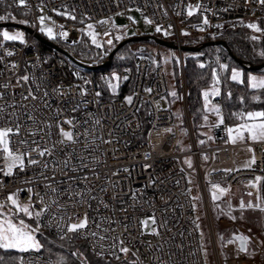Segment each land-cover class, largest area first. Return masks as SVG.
Returning <instances> with one entry per match:
<instances>
[{"label":"built area","instance_id":"obj_1","mask_svg":"<svg viewBox=\"0 0 264 264\" xmlns=\"http://www.w3.org/2000/svg\"><path fill=\"white\" fill-rule=\"evenodd\" d=\"M4 1L29 9L34 32L41 34L44 27L51 39L75 45L89 30L106 50L113 44V19L138 11L143 23L153 28L154 36L176 45L190 148L184 152L178 149L182 132L177 123L179 116L166 105L170 83L163 63L150 75V60L140 57L134 76L127 71L123 93L114 95L106 82L111 74L102 78L108 90L103 93L88 68L56 49L45 51L34 33L21 40L3 37L0 129H13L10 145L14 153L23 155L24 167H15L11 175H5L7 161L0 147V202L18 193L20 205H31L34 212L44 210L40 215L42 224L57 236L69 234L68 226L86 216V227L76 235L92 253L115 264H206L190 192L191 169L184 163L185 155L192 156L193 175L208 220L215 184L227 190L219 197L240 184L257 196L260 208H264V141L197 146L188 110L182 49L190 39H221L244 21H262L263 27H254V32L264 35V4L260 0ZM68 18L86 23L76 24ZM207 62L211 63V58ZM214 63L213 73L220 76L224 64L221 60ZM144 104L149 127L141 136ZM219 127L227 140L229 126L223 122ZM61 128L71 131L75 142L67 141ZM241 147L251 149L250 161L254 157V164L249 162L242 168L235 165ZM44 149L48 154L40 156L38 152ZM201 154H207V160L202 161ZM33 159L36 164L29 163ZM142 221H147V226ZM221 221L228 222L225 218ZM209 227L217 262L224 264L214 227ZM261 234L264 236V216ZM238 236L232 237L239 245ZM121 247L129 251L120 252ZM248 255L261 261L264 251ZM19 264L58 263L41 251L29 250L21 254Z\"/></svg>","mask_w":264,"mask_h":264},{"label":"trees","instance_id":"obj_2","mask_svg":"<svg viewBox=\"0 0 264 264\" xmlns=\"http://www.w3.org/2000/svg\"><path fill=\"white\" fill-rule=\"evenodd\" d=\"M0 22H15L20 19L26 18L29 21V25L32 27V17L28 8L15 7L7 1L0 0ZM72 22L80 25H85V20L79 18H68ZM249 25H255V27H263V22L260 20L244 21L241 22L236 28L225 32L221 39L226 41L228 47L232 53L241 61L248 64H261L264 63V35L254 32V27ZM3 26H0V41L3 38L1 32ZM42 36L49 40L51 39L47 34ZM151 35L144 34H131L129 36H123L118 38L116 30L113 28V45L108 50L103 45L97 44L93 41L92 36L94 34L89 30L85 31L82 40L75 45L63 44L59 41L53 40L58 43L64 49L69 52L81 63L88 66H98L104 63L112 50L123 39L130 36H145ZM29 36V34H28ZM45 51H49L52 48L44 43L36 40ZM206 42L203 38H194L186 41L184 46H200ZM157 44L154 40H144L138 42H130L121 46L114 54L109 66L90 70V73L97 82L99 88L103 93H107V89L103 86L102 78L104 75L118 71L122 72L126 68H131L133 71L132 76L135 74L136 61L140 57H147L150 60V75L157 65L162 63L159 56H154L152 51H148L147 44ZM144 46L146 47L144 49ZM68 50V49H67ZM152 52V53H151ZM190 52L189 55H184L185 59V74L187 83V100L190 119L193 125L196 140H200V124L204 121L208 114L207 100L204 96V91L212 86L219 88L218 94L209 95L212 102L216 103L220 107L224 123L229 127L237 125L247 119V114L254 111H264V88L249 87L245 82H238L233 80L231 72L236 68H244V66L235 59L228 50L219 46H205L200 51ZM152 54V57L150 56ZM207 58H211L212 62L208 63ZM221 60L224 64L223 72L220 76H215L213 68L215 61ZM175 70V97L169 94L166 97V105L171 107L174 111L179 112L181 101V85H180V71L179 67L174 59ZM257 72L264 73V67ZM117 76V77H116ZM127 72L121 74H111L106 79L107 85L111 88L114 95H120L123 93V82ZM113 86H115L113 88ZM127 88H131V84L127 85ZM144 118V131L141 136H145L149 127L147 121V107L144 104L142 108ZM181 120V119H180ZM181 126L185 125L181 121ZM226 141V138L220 134V127L216 126L213 129L212 137L207 139H201L199 142L200 148L221 144ZM180 145L178 146L179 149ZM34 221L41 227V231L37 233L39 243L42 247L38 250L49 256H51L58 264H82L80 261V255L76 252V233L70 232L65 236H57L48 231L42 224L41 216L37 218L33 217ZM72 236H69V235ZM89 251V250H88ZM23 252L16 250H4L0 249V264H19L20 256ZM90 253V252H89ZM112 264H115L111 261Z\"/></svg>","mask_w":264,"mask_h":264},{"label":"rangeland","instance_id":"obj_3","mask_svg":"<svg viewBox=\"0 0 264 264\" xmlns=\"http://www.w3.org/2000/svg\"><path fill=\"white\" fill-rule=\"evenodd\" d=\"M43 13L47 16V21H49V16L46 11L42 8ZM19 24H22L27 27H31L29 25V21L24 18L18 21H15ZM2 23V22H0ZM48 23V22H47ZM33 25V20L31 22ZM113 27L116 30L118 38L125 36H129L131 34H144L148 33L153 35V28L151 26L145 25L143 23V19L141 14L136 11L132 10L127 17H115L113 19ZM8 32L10 36H17V39L14 40H21L28 37L29 32L20 27H13V26H3L1 32ZM40 32L46 35L45 28H41ZM92 39L95 43L102 45L100 38H97L95 35L92 36ZM113 45V44H112ZM67 51L70 48L66 45L65 46ZM148 51H152L154 56H159L164 64L167 72V76L170 83V95L175 97L173 93L176 92L175 90V70H174V59L177 61V55L175 49L163 46L160 44H147ZM151 52V53H152ZM190 52L185 51L184 55H189ZM152 57V54H150ZM132 71L131 68H126L122 72ZM118 71L110 72L109 74L114 73H122ZM233 72H238L240 74L239 78L236 80L238 82H245L249 87H252L253 79L255 78L256 82L264 80V73L257 72L254 70H245L243 68H236L233 69L231 72V77ZM133 73V71H132ZM117 77V76H116ZM107 89V88H106ZM108 91V90H107ZM207 92L209 95H215L219 92V88L216 86H212L204 91ZM207 97V106H208V114L205 117L202 124H200L199 132H200V140L207 139L212 137L214 127L218 126L219 123L222 121V113L220 111V107L211 101L210 97ZM180 110L179 112L175 111V115L179 116V120L177 121L179 125L180 131L184 134L180 143L179 151H187L190 146L187 140L186 135V119L183 113V104L180 101ZM218 109L219 111H215ZM181 119V120H180ZM181 121L184 123L185 127L181 126ZM196 140L197 146H199V142ZM10 150L14 153L11 145L9 144ZM19 155V154H16ZM250 156V150L246 147H241L237 149V155H235V161L239 164L241 161L245 160L247 157ZM6 157V153H5ZM200 158L202 161L207 160V154H201ZM185 165L191 169L189 172V184H190V192L195 201V213H196V222L199 229V234L201 241L204 247V256L206 260V264H218L216 254L214 251L213 246V236L210 231L209 225L212 224L214 227V232L216 235V239L219 246V251L221 254V259L224 258V264L226 263L227 254L233 257V252L237 251L238 248L240 249L241 241L239 240V245L237 240L233 239V234H239V236L243 235L249 237L247 242V251L248 254H258L260 251H264V236L261 234V227L262 221L264 216V211H261L260 207H244L241 208V201L244 202L245 205L252 203L253 205L259 204L260 200L257 196L249 195L247 189H245L240 184H236L225 196L218 197V199L214 200L213 196H210V217H208L204 211L203 204L200 199L198 185L195 176L194 164L192 161L191 155H185L184 158ZM7 165L11 162L10 159H6ZM238 166V165H237ZM15 168V167H14ZM12 169V171L14 170ZM0 204H5L4 208H0V213H3V216H0V222H3L4 219H12L14 223L19 226V221L22 219L25 225L30 226L32 229H36L33 233L35 238L39 241L37 233L40 232L42 229L38 223L32 219L35 217V212L31 208L30 210L33 212L32 216H27L22 212H19L14 205H12L9 201L0 202ZM27 206V205H21ZM233 217L235 219H233ZM222 218L228 220L227 223L223 224L221 221ZM69 236H72L71 234ZM238 236V237H239ZM76 241V252L80 255V261L82 264H112L111 260L107 257L100 256L97 254L92 253L84 241L80 239L78 236L74 238ZM229 241H232L229 243ZM229 245L227 246L226 245ZM234 246L237 247H233ZM14 250V249H13ZM89 250V251H88ZM18 251V250H16ZM90 252V253H89ZM246 254L247 258L250 255ZM253 260V259H252ZM261 261H264V256L261 255ZM223 261V260H222ZM113 262V261H112ZM241 264V263H238Z\"/></svg>","mask_w":264,"mask_h":264},{"label":"snow or ice","instance_id":"obj_4","mask_svg":"<svg viewBox=\"0 0 264 264\" xmlns=\"http://www.w3.org/2000/svg\"><path fill=\"white\" fill-rule=\"evenodd\" d=\"M21 3L24 2V0H20ZM260 2L262 4H264V0H260ZM0 19H4V17H0ZM205 23H207V21H205ZM249 27H255V25H249ZM159 31V29H157ZM49 34H51V29L48 30ZM3 37L6 40H14L17 39V36H10L8 34V32H4L3 33ZM109 43H111V41H109ZM240 74L238 72H233L232 73V79L233 80H237L239 78ZM23 79L27 80V77H23ZM253 79V83H252V87L253 88H264V80L256 82L255 78ZM115 86H113L114 88ZM150 91V90H149ZM218 94V92L216 93ZM97 95H99V93H97ZM173 95H175V93H173ZM208 93L205 92L204 96L205 99L207 100L208 97ZM128 101L131 102V97L128 98ZM215 111H219L218 109H215ZM260 120V122H255L257 120ZM247 120L253 121L252 123H245L242 124L240 126H238L236 129H232L229 128L228 129V133H229V137L231 139V141L233 143L236 142V140L239 138L241 140L244 139L245 137V133L248 134V136L250 137V139L252 141H264V111H260V112H250L247 114ZM66 123L71 124L72 121H67ZM19 128L17 126L16 129V133L18 134ZM61 135L70 142H75L74 138H73V133L71 131H64L61 128ZM235 132V135H233V133ZM13 133V129L12 128H2L0 129V147H2V150L4 151V153H6V159H10V163L7 165V170L4 172L5 175H11L12 174V169L14 167H19L21 169H23L24 167V157L22 154L20 155H16L13 154L12 151L10 150L9 144H10V134ZM251 150V149H250ZM38 154L40 156H44L46 154H48V150L44 149L38 152ZM30 164H36L37 161L36 160H29ZM67 162H65L66 164ZM251 164L255 163V158L253 157L252 161H250ZM47 165H45L46 167ZM260 178L257 177V181H259ZM213 188L219 189L220 193L223 194L225 193L227 190L220 188L219 185H213ZM28 192H31V189L27 190ZM249 195H251V193H249ZM31 199V197H30ZM213 199L216 200L218 199V197L216 196V194H213ZM8 201H11L12 205H14L16 207V209L19 212L24 213L27 216H32L33 212L30 210L31 209V205H27V206H21L18 202V193H13L10 194L7 197ZM6 205L5 204H0V208H4ZM241 208L243 209L244 207H260L259 204L253 205L252 203H249L247 205L244 204L243 201H241ZM261 211H264V208L260 209ZM42 211H36L35 212V216L37 218H39V216L42 214ZM0 216H3V213H0ZM233 219H235L233 217ZM153 223H155V220L153 218ZM144 226H147V221H142L141 222ZM87 225V217L85 216V218L83 220H81L80 223H76V224H71L68 226L67 231L68 232H78L80 229H84ZM36 231V229H32L30 226L25 225L24 221L21 219L19 221V226H17L16 223L13 222L12 219H4L3 222H0V249H4V250H18L21 252H27L29 250H39L42 245L39 243V241L35 238V236L33 235V233ZM237 239H239L241 241L240 244V251L241 252H245L247 251V242L249 240V237L246 236H239L237 237ZM232 241H229V243H231ZM120 252L123 253H127L129 251L128 248L126 247H121ZM119 257H117L118 259Z\"/></svg>","mask_w":264,"mask_h":264},{"label":"water","instance_id":"obj_5","mask_svg":"<svg viewBox=\"0 0 264 264\" xmlns=\"http://www.w3.org/2000/svg\"><path fill=\"white\" fill-rule=\"evenodd\" d=\"M0 26H17V27H20V28H23L25 30H27L30 34L34 33V36L37 40H39L40 42L44 43L45 45L53 48V49H56L64 54H66L71 60H73L75 63L83 66V67H86L88 68L89 70H95V69H99V68H103V67H107L110 65L111 61H112V58L114 56V54L116 53V51L121 47L123 46L124 44L126 43H130V42H138V41H144V40H149V39H152L154 40L156 43L160 44V45H163V46H167V47H170V48H173L175 49L176 48V45L171 42V41H168V40H165V39H162L158 36H154V35H145V36H130V37H127L125 39H123L121 42H119V44L112 50V52L110 53L108 59L98 65V66H88V65H85L81 62H79L69 51H67L66 49H64L63 47H61L59 44L55 43L54 41H51L47 38H45L44 36H42L40 33L38 32H34V30L31 28V27H27V26H24L22 24H19L17 22H2L0 23ZM223 46L225 47L228 52L235 58L238 60V62H240L244 68L248 69V70H259L261 68L264 67V63H261V64H248V63H245L241 60H239L233 53L232 51L230 50V48L228 47L226 41L222 40V39H218L216 41H206L204 43H202L200 46H182V49L183 51H193V52H197V51H200L203 47L205 46ZM146 47L144 46V49Z\"/></svg>","mask_w":264,"mask_h":264},{"label":"crops","instance_id":"obj_6","mask_svg":"<svg viewBox=\"0 0 264 264\" xmlns=\"http://www.w3.org/2000/svg\"><path fill=\"white\" fill-rule=\"evenodd\" d=\"M254 112H260V111H254ZM224 122V119H223V116H222V121L219 123V125L218 126H220V124H222ZM253 121H250V120H245V121H243V122H241V123H239V124H237V125H234V126H230L229 128H232V129H236L238 126H240V125H242V124H245V123H252ZM255 122H260V120L258 119L257 121H255ZM183 133H182V137H183ZM233 135H235V132L233 133ZM187 140H188V138H187ZM226 141H228V142H230V143H232V144H241V143H246V142H252V140L250 139V137L248 136V134L247 133H245V137H244V139L243 140H241V139H237L236 140V142L235 143H233L232 141H231V139H230V137H229V134H228V138H227V140ZM250 158H251V153H250V156L249 157H247L245 160H243V161H241L239 164H237V162L235 161V165L238 167V168H242V167H244V166H246L249 162H250ZM214 193L216 194V196H220L221 194H220V191H218V190H216V191H214ZM226 245H227V243H226ZM233 247H235L234 246V243H233ZM235 248H237V247H235ZM226 263L227 264H238V263H241V264H264V261H259V260H252V259H249V258H247L246 256H245V254H244V252H241L240 250H239V248H238V250L237 251H234L233 252V257H231V256H229L228 254H227V259H226Z\"/></svg>","mask_w":264,"mask_h":264},{"label":"bare ground","instance_id":"obj_7","mask_svg":"<svg viewBox=\"0 0 264 264\" xmlns=\"http://www.w3.org/2000/svg\"><path fill=\"white\" fill-rule=\"evenodd\" d=\"M215 185H218V184H215ZM219 187L222 188L220 185H219ZM216 190L219 191V189L213 188V191H216ZM220 194H221V193H220ZM227 246H229V245H227Z\"/></svg>","mask_w":264,"mask_h":264}]
</instances>
